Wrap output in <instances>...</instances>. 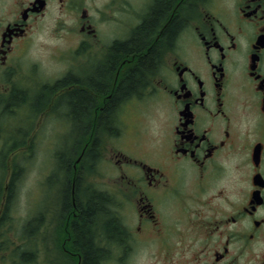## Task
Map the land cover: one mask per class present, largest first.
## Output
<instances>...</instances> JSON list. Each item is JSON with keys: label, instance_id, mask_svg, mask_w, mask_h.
<instances>
[{"label": "flooded vegetation", "instance_id": "1", "mask_svg": "<svg viewBox=\"0 0 264 264\" xmlns=\"http://www.w3.org/2000/svg\"><path fill=\"white\" fill-rule=\"evenodd\" d=\"M39 25L67 42L51 53L64 72L29 87L15 76ZM142 57L151 62L103 123ZM46 87L59 98L61 137L74 148L87 138L71 166V261L84 262L73 225L99 194L98 264L110 251L132 264L146 247L152 264H264V0H0V106L22 102L30 118ZM20 89L33 91L11 101ZM76 90L91 96L84 110L64 105ZM101 138L116 146V179L95 186L84 175Z\"/></svg>", "mask_w": 264, "mask_h": 264}, {"label": "rangeland", "instance_id": "2", "mask_svg": "<svg viewBox=\"0 0 264 264\" xmlns=\"http://www.w3.org/2000/svg\"><path fill=\"white\" fill-rule=\"evenodd\" d=\"M52 27L39 25L33 29L15 76L16 83L30 87L41 81L51 83L62 76L64 70L51 53L67 42L56 38ZM47 88L42 95L46 105L32 111L30 118L24 116L26 107L20 106L22 102L14 105L16 111L0 106V264H76L64 252L66 231H63L71 209V166L82 148L80 144L87 138L78 135L81 142L75 148L69 134L70 141L62 138L64 126L56 109L59 105H55L59 98ZM24 90H18L17 94L33 91ZM34 95L29 93L28 97ZM50 101L52 109L47 107ZM133 139L126 134L127 146ZM60 147L66 151L61 152ZM99 147L91 174L84 175L95 186L102 184V180L116 179L112 165L118 158L116 146L107 143L103 147L101 138ZM13 176L16 177L10 192ZM80 196L83 198V192ZM107 253L109 259L104 264H120L114 257L116 251ZM132 264H152L150 247L140 250Z\"/></svg>", "mask_w": 264, "mask_h": 264}, {"label": "trees", "instance_id": "3", "mask_svg": "<svg viewBox=\"0 0 264 264\" xmlns=\"http://www.w3.org/2000/svg\"><path fill=\"white\" fill-rule=\"evenodd\" d=\"M176 30V24L174 23L171 28L169 29V35L172 36L175 33ZM151 62V58L142 57L140 60V66L138 69L133 71L132 73H129L126 79V82L124 85L120 88L118 94L113 97V99L109 102L106 111L104 112V120L107 118L108 112L114 107L116 104L118 98H120L124 93H127L130 91L134 85L136 84L138 73L143 70L144 66H147V64ZM141 69V70H140ZM22 97V95L15 94L10 98V100H19ZM76 100V101H72ZM64 100H66V103L64 105L70 106L72 109L75 110H84L85 107L88 106L89 100H91V96L82 90H76L70 92L68 95L65 96ZM106 123V122H105ZM11 180V189L13 187V183L16 176H13ZM77 201L79 203L78 198V191L76 193ZM104 202L101 199V196L95 195L93 197H90L88 200L85 208L82 209V215L78 220L74 222V228H75V243L76 246L80 248L84 253V262L83 264H98L99 257L102 256L103 250L96 247L93 243V237L92 233H90V227L92 225V220L96 217V212L103 209ZM106 229L109 232L110 235H115L118 230V224L115 220H109L106 224Z\"/></svg>", "mask_w": 264, "mask_h": 264}]
</instances>
